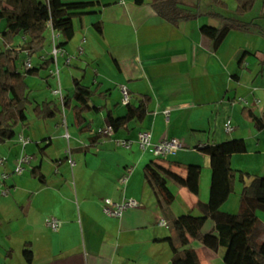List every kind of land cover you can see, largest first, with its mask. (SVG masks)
Here are the masks:
<instances>
[{"label": "crops", "instance_id": "1", "mask_svg": "<svg viewBox=\"0 0 264 264\" xmlns=\"http://www.w3.org/2000/svg\"><path fill=\"white\" fill-rule=\"evenodd\" d=\"M182 1L200 16L175 26L155 12L151 0L142 5L135 0H63L66 3L95 2L96 7L89 14L74 19L75 36L65 46L74 57L70 66L60 57L56 67L50 53L43 55L52 60V64L39 77H34L44 79L47 86V89H35L39 96L33 99L40 100L34 106L45 101L60 104L52 93L57 86L53 75L57 68L59 74L62 70L70 74L73 91L74 79H81L84 84L83 67L98 63L104 56L112 58L114 73L109 70L101 74L99 69H94L89 87L97 90V94L91 105L104 110L95 113L100 122L97 126L86 119L89 125L85 132L92 133L91 137L78 127L80 134H75L78 142L69 144L71 157L77 160L75 167L68 161L69 149L62 156L52 158L49 153L54 146L53 139L47 136L34 142L31 136L17 132L12 140L0 144V160H4V165H0V187L9 190L6 197H0V247L3 251H0V264H29L23 255L25 249L33 253L30 264H172L170 246L160 241L172 233L159 223L165 219L171 224L183 215H194L199 210V202H209L211 161L198 150L200 146L244 139L248 151L232 156L233 169L264 175L258 174L264 170V162L260 163L264 129L258 130L243 114L245 110L252 112L264 123V0H256L244 15L236 13V0ZM222 18L236 19L248 26L233 28L215 51L212 42L201 34V28L204 25L221 27ZM97 23L101 24L102 32L95 29ZM5 28L6 20L0 21V47ZM48 33L52 48L51 29ZM18 37L22 44L16 47L14 40L12 47L19 50L29 38L24 34ZM6 49L3 44L0 52ZM245 53L246 58L240 65ZM24 62L22 68L18 67L21 71H24ZM44 62L40 56L38 67ZM72 69L77 70V74H72ZM120 85L129 89L133 104L137 105L144 95L150 96L149 112L143 121L130 122L113 137L101 136L96 146L89 148L96 131L109 124L108 111L115 117L126 114ZM62 90L64 96L73 95L72 91H64L63 86ZM65 111L60 116L65 134H69ZM165 111H170V122L165 118ZM68 112L73 116L72 110ZM227 122L233 127L230 133L224 129ZM28 127L29 124L19 128L24 131ZM144 130L151 131L154 143L164 138H178L188 151L158 159L136 145L131 149L117 147L116 139L136 140L138 133ZM19 134L29 137L31 142L23 146L17 140ZM24 154L30 155L32 161L22 175H17L14 173L17 160ZM47 158L52 159L50 163ZM251 158L253 163L250 164ZM150 162L183 177L188 171L198 172L201 177L199 195L169 181L175 200L171 205H161L144 176V167ZM34 168L44 176L42 181L32 175ZM129 170H132L129 182L122 187L119 179ZM5 174L8 175L6 180L2 178ZM242 191L243 184L237 173L234 192L222 207L223 212L239 211ZM108 198L118 202L132 198L140 206L127 211L121 219L110 218L102 212L103 200ZM232 200L233 210L229 211ZM52 216L62 221L58 233L52 232L46 224ZM258 217L264 224L259 212ZM214 228V222L209 219L203 233ZM187 238V248L196 251L201 264L203 261L213 263L221 250H224V262V248L214 252L190 236Z\"/></svg>", "mask_w": 264, "mask_h": 264}, {"label": "trees", "instance_id": "2", "mask_svg": "<svg viewBox=\"0 0 264 264\" xmlns=\"http://www.w3.org/2000/svg\"><path fill=\"white\" fill-rule=\"evenodd\" d=\"M146 0H135L142 5ZM155 12L164 20L177 26L181 22L193 21L199 18L198 11L189 9L182 0H151ZM256 0H236L238 15L249 12ZM96 7L95 2H70L63 0H0V21L6 20V28L2 40L6 50L0 52V144L12 140L16 129L28 126L27 110L32 106L29 77H39L41 72L47 71L52 60L45 61L39 67L21 71L18 61L21 53L35 56L42 53L48 40V31L52 28L59 32L61 41L59 46L65 48L75 36L74 19L77 16L89 14ZM221 27L204 25L201 34L213 44V50H218L230 31L235 27H247L236 19H221ZM98 32H102L101 24L94 25ZM24 34L29 42L21 49L12 47L14 40ZM246 53L240 60L244 62ZM72 96H65V109L72 110L75 123L85 132V113H100L103 107L91 105L97 90L83 84L81 79H74ZM151 97L144 95L138 104L132 102L126 106L123 117H115L108 111V121L117 133L134 120L143 121L149 112ZM60 104L55 101H45L36 104L34 116L39 120L55 119L62 114ZM246 119L252 120L258 130L264 129V123L252 112H243ZM100 134L91 138L89 148L96 146L101 139ZM210 157L212 180L209 202L198 203L197 208L201 216L187 214L169 224L172 235L160 241L167 242L173 253L172 264H201L195 250L187 248V236L199 241L206 248L218 252L225 249V264H264V224L258 217V212L264 213V175H254L236 171L232 167V156L244 154L248 151L247 141L234 139L222 143L203 146L198 149ZM32 175L39 180L44 176L39 169L34 168ZM243 184L240 197L239 211L235 214L222 211V207L234 192L236 175ZM144 176L161 205H171L175 196L169 189L168 182L186 188L193 195L200 193V174L188 171L185 177L166 169L157 163L150 162L144 167ZM211 219L215 228L204 234L203 228ZM23 255L27 262H32V251L25 249Z\"/></svg>", "mask_w": 264, "mask_h": 264}, {"label": "built area", "instance_id": "3", "mask_svg": "<svg viewBox=\"0 0 264 264\" xmlns=\"http://www.w3.org/2000/svg\"><path fill=\"white\" fill-rule=\"evenodd\" d=\"M52 31V48L50 52V57L52 58L54 64L56 67H58V59L64 58L65 64L67 66H70L72 64V61L74 59L73 56L69 55L65 48L59 46V39L61 37L59 32L54 31L51 28ZM83 50L80 49V53H82ZM41 59L43 61L47 60V56H41ZM33 68V61L32 57L28 56L24 62V69L30 70ZM54 78L57 81V86L55 89L52 90V93L57 99L59 100L60 106L65 111V96L62 90L61 81H60V74L58 68L56 69L55 73H53ZM119 91L121 93V102L124 106H127L132 101V94L129 91V89L125 85L119 86ZM244 104H248L245 100H241ZM165 118L167 122H170V111L164 112ZM224 129L226 132L230 133L233 131V127L230 122H227L224 125ZM114 129L113 127L108 124L104 129L99 130V134L106 137H113L114 136ZM67 139L70 138L68 132L66 133ZM17 140L20 144L23 146H26L31 142V139L29 137L24 136L23 134H19L17 136ZM115 143L117 147L124 148V149H131L133 146H138L139 149L143 152H151L154 157L158 159H166L171 155H176L179 151H188V148L181 142L178 138H164L161 141L154 143L152 138V133L149 130H144L138 133L136 140H127V139H116ZM203 146H200L199 148H202ZM69 155V163L71 167L76 166V161L72 159L71 157V150L68 151ZM32 158L28 154L22 155L17 160V165L15 167L14 173L17 175H22L28 166L31 164ZM0 165H4V160H0ZM132 170L127 171L120 179L119 184L122 187L127 186L129 182V176L131 174ZM4 180L8 178V175L5 174L2 176ZM9 194V190L7 188L0 187V197H6ZM140 206L139 202L136 199H123L122 201L118 202L113 199H104L102 204V212L105 216L110 218H116L121 219L125 215V213L129 210L136 209ZM47 226L51 229L52 232L58 233L62 226V221L55 216L50 217L47 220ZM161 227L169 228V223L162 219L159 223Z\"/></svg>", "mask_w": 264, "mask_h": 264}, {"label": "rangeland", "instance_id": "4", "mask_svg": "<svg viewBox=\"0 0 264 264\" xmlns=\"http://www.w3.org/2000/svg\"><path fill=\"white\" fill-rule=\"evenodd\" d=\"M39 1H45V0H39ZM78 23V22H77ZM15 42L16 47H19L20 44H22V40L20 39V37H17ZM78 38L76 39L75 43H77ZM50 34L48 33V40H47V44L46 47L44 49V51L34 57H32V61H33V66L36 68L39 65V61H40V56H43L45 54L50 53L51 51V43H50ZM4 44V43H3ZM3 44H1V47H3ZM5 45V44H4ZM6 47V46H5ZM26 58L25 53H21L20 54V58L19 61L17 63L19 68L23 67V62ZM106 58V59H105ZM96 63V62H94ZM85 70L82 74L85 73V79H84V84L89 86L92 85V79H93V73H94V69L97 68L100 70L101 74H105L106 72L108 73V71H112V73H114V65L112 62V58L110 56H104L103 59L99 60L98 63L94 64V65H90V66H84L83 67ZM71 73L73 74H77V70L72 69ZM66 76V79H65ZM60 78H61V82H62V86L64 88V91L67 92V90L72 91L73 92V85H72V79L70 74L67 71L62 70L60 72ZM28 83L31 86V92H30V99L32 101V106L28 107L27 110V115H28V124L29 127L26 128V130H22L21 128L16 129V132H24L26 135L31 136V138L33 139L34 142H36V140H40L41 138H46V136L48 138H52L53 139V148L50 151V155L52 156V158L59 157L62 156L64 153H66L69 149V144H75V142H78L77 137H75V134L77 133L78 135L80 134L78 131H80L78 129L77 124L75 123V118L74 115H71V112H68V110L65 111V115H67L65 118L67 119V126H68V131L70 134V138L71 139H67L66 134H65V124L63 123V118L62 116H57L56 119L54 120H38L36 119V117L34 116L33 113V109H34V105L35 102L39 101L38 99H36V101H34L35 99H33L35 96H37L38 94L35 92V89L37 90H42V89H47L46 86V82L44 79L42 78H34V77H29L28 79ZM67 88V89H66ZM71 92V93H72ZM40 94V92H39ZM39 96V95H38ZM66 96V94H65ZM63 111V109H62ZM64 115V111L62 112ZM85 119H87L88 122H95L93 124H95V126H97L100 122H99V117L91 112V113H85L84 114ZM87 121L85 122L84 126L89 125V123L87 124ZM47 124V126H45ZM85 133V135L87 136H92V133L88 132H83ZM99 134V130L96 131V134ZM68 140H70L68 142ZM77 140V141H75ZM260 163L264 162V152L262 153V156H260ZM259 157V158H260ZM52 159L47 158L46 161L47 163H50ZM75 161H77L74 158ZM250 164L252 161V158L249 160ZM252 167V165H251ZM260 173L258 174H264V170L263 171H258ZM179 201H181V199H179ZM233 201H231L232 203V207H228L229 211H232L233 209ZM231 204H229L230 206ZM260 215L264 218V213L263 212H259ZM195 216H199L200 212L199 210L195 211L194 213ZM264 220V219H263ZM0 251L3 253L1 247H0ZM223 252L224 250H221V252L219 253V256L215 257L213 263H208L207 261H203L202 264H224L223 262ZM16 259V258H15ZM1 260V257H0ZM17 261L14 260V263H16Z\"/></svg>", "mask_w": 264, "mask_h": 264}]
</instances>
